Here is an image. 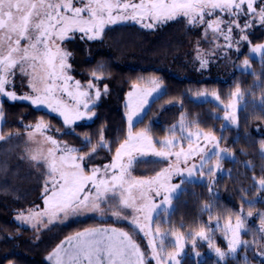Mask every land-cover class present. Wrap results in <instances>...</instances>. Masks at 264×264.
Masks as SVG:
<instances>
[{"label":"snow or ice","instance_id":"obj_1","mask_svg":"<svg viewBox=\"0 0 264 264\" xmlns=\"http://www.w3.org/2000/svg\"><path fill=\"white\" fill-rule=\"evenodd\" d=\"M180 18H184L189 26H203L206 40L208 30H211L209 42L222 36L228 49L235 44V51L240 53L243 44H250L252 31L257 26L264 27V0H0V96L12 102L30 101L37 107L45 106L62 117L65 125L85 118L90 120L95 116L92 106L101 98L102 92L96 89L93 95L82 90L80 81H74L73 90L69 83L73 77L67 74V69L71 67L67 63L70 53L62 49L57 41L74 39L76 33L82 34L81 39L94 41L101 37L106 26L123 21H133L144 29L155 30ZM249 51L261 54L264 62V44L253 45ZM198 59L201 68L207 65L208 61L199 53ZM243 64L247 68L249 61L245 59ZM16 76L29 79L34 95L18 96L14 91L6 90L14 87ZM93 76L100 79L95 73ZM149 83L152 87L148 89L138 88L134 84L136 91L127 94V139L116 149L113 162L103 166L102 174L98 166H93L90 174H86L85 165L81 163L86 158L73 155L77 151L75 148L66 145L59 148L56 140L49 137L61 154L57 157L50 149L48 156L38 161L46 166L51 177L44 188V210L40 211L37 206L28 215L20 214L17 217L29 223L37 218L39 223H43L45 217L48 223L57 218L68 222L88 212H100L102 204L112 203L115 208L112 214L117 219L128 221L132 228L143 233L148 238V244L141 245L134 232L123 229L88 228L68 236L52 250L47 259L54 264H149L150 259L155 260L156 264H168L169 260L180 264L176 259L179 252L167 257L162 255L163 239L159 246L155 242V235H161L159 228L155 229L154 235L150 226L153 216L162 206L171 205L185 176L193 177L196 172L203 176V169L212 159L216 161L215 169L219 170L222 153L227 150L219 148V141L214 135L199 132L188 133V149L180 147L179 151H174L178 145L175 137L159 141L161 149L157 150L146 131L134 135L133 117L139 115L144 105L149 103L148 97L162 90L159 80L152 79ZM39 84L43 87H39ZM87 88L91 90L95 85L89 82ZM107 91L105 85L103 94ZM232 95L238 96L239 89ZM215 98L219 99L218 96ZM235 107L230 103L226 109ZM223 119L235 125L236 112L226 110ZM36 127L40 128L41 125ZM201 136L206 143L213 145L212 148L206 149L199 144ZM103 140L101 136V146ZM133 151L141 157H158L160 161H170L174 157L175 163L169 162L168 167L149 179L128 180L125 176L133 164ZM261 151L264 152V142ZM95 152L94 147L92 153ZM125 155L129 157L126 164L121 162ZM196 156L200 164L187 167L188 161ZM32 159L37 158L33 156ZM181 163L186 166L184 169L180 167ZM109 169L112 170L111 176L108 175ZM207 172L212 174L213 168H207ZM173 176L180 177L181 183L172 184ZM259 186L264 188V179L259 180ZM134 189L138 195H133ZM153 196H162V200L156 203ZM124 209L132 210L130 220L128 215L123 214ZM136 214H143L144 224L140 223ZM259 215L261 231H264V213ZM32 226L36 228L37 224L33 223ZM244 228L239 216L235 228L230 223L225 226V232H232L229 241L231 252H235L241 243L249 246L248 242L238 238ZM198 235L211 240L203 230ZM180 239L177 237V247H180ZM145 248L150 249L151 255L143 250ZM216 253L221 258L225 255L218 248Z\"/></svg>","mask_w":264,"mask_h":264},{"label":"trees","instance_id":"obj_2","mask_svg":"<svg viewBox=\"0 0 264 264\" xmlns=\"http://www.w3.org/2000/svg\"><path fill=\"white\" fill-rule=\"evenodd\" d=\"M257 29L261 27L257 26L250 34L253 42L261 39L260 31L256 33ZM201 32L200 26H189L182 18L155 30H147L128 21L106 28L102 39L92 41L90 47L88 44H74L75 65L81 69L83 82L93 79L89 71L100 66V80L108 81L109 87L119 91L114 101L100 102L95 106V116L91 122L77 124L73 129L65 131L60 130L62 124L55 115L30 104L2 99L0 133L7 136L22 132L29 124L41 120L53 127L46 131L73 144L77 153L86 154L95 147L92 159H106L126 138V124L118 103L121 93L142 76L156 75L162 91L149 102L142 116L133 123L132 130H144L151 138L159 139L166 134L169 125L183 115L191 121L192 126L215 133L219 144L225 145L234 155L232 159L223 160L222 166L227 169V173L215 177L211 190L206 183H184L173 209L161 224L166 236L187 233L191 236V233L210 227L213 222L232 220L241 213H254L245 221V228L240 233L241 241L248 242V247L239 244L232 255L223 257V261L213 256H205L197 261L185 254L180 264H264V258L256 253L263 242L259 214L264 213V188L259 186V180L264 179V152L261 151L264 142V62L255 59L250 62L253 75L256 74L261 80L262 90L256 94L263 97V104L240 114L237 126L227 125L221 117L215 115L220 110L216 105L207 100L196 101L192 96L204 88L216 89L219 96L224 98L232 87H240L242 90L250 87L252 73L237 68L246 56V48L240 53L232 50L225 52L223 46L222 54H226L219 57L213 48L208 47L206 39H201ZM200 51L207 52V55H200L207 61L211 59L210 55L215 56L203 68L198 57L193 58ZM191 61L197 65H192ZM210 72L214 74L213 78L209 77L213 75ZM245 110L246 107L242 109L243 112ZM101 136L104 138L102 146ZM37 188L35 183L32 192L37 194ZM34 193H31L33 197ZM0 198L5 199V205L9 201L6 192L1 191ZM38 198L39 195L36 200ZM25 203L32 202H22L23 205ZM1 208L2 205L0 211L6 212L7 208ZM3 217H0V264H48L45 260L22 254L15 240L20 235L26 236L29 229L5 215ZM81 221L90 220L79 219L70 226ZM62 234L57 240L68 233ZM213 237L217 246L225 247L220 235L213 233Z\"/></svg>","mask_w":264,"mask_h":264},{"label":"rangeland","instance_id":"obj_3","mask_svg":"<svg viewBox=\"0 0 264 264\" xmlns=\"http://www.w3.org/2000/svg\"><path fill=\"white\" fill-rule=\"evenodd\" d=\"M138 2V0H136ZM223 16V14H221ZM185 20L184 18H182ZM128 21L119 22L120 23H126ZM135 23V22H134ZM115 24V25H117ZM114 25H108L106 28L111 27ZM197 27V26H196ZM105 28V30H106ZM201 28V39H205L204 32H203V26H200ZM257 28V27H256ZM255 28V29H256ZM255 29L252 31V33L255 31ZM260 31L261 39L257 42H253L250 39V44H243L242 49L246 48V56L244 59H242L241 63L237 65V68H239L241 71H250L252 73V81L250 87H248L245 90H242L240 87H235L229 89L226 93H228L224 98H221L219 94L217 93L216 89L212 90H206L204 88L200 89L199 92L194 94L192 97L196 101H211L214 105H216L220 110L219 112H215L216 116H219L223 119L225 115V111H235L236 112V124L238 123V116L240 114L246 113L251 108L259 107L263 104V97L259 94L262 88L260 86L261 80L259 77L256 76V74L253 75V72L251 71V61L255 59L257 62H262L261 54H253L249 51L250 47L257 44H264V27H261V29H257L256 33ZM104 32L101 34V37L96 41H99L102 39ZM82 34L76 33L74 39L65 40L63 42L57 41V43L60 44V47L67 52L70 53V56L68 58L67 63L71 65L69 69H67V74L73 77V80L70 81V85L72 86L73 90H75L74 81H80L81 89L85 91H89L91 94L94 95V92L96 89H99L102 92L101 98L96 101L95 105L92 106V111H95V106L99 104L100 102L104 101H110L113 102V98L116 96V93L119 91L116 89L114 90L112 87H109V82L102 81L100 79H96L93 76V73L96 74V77H100L98 75L101 74L102 68L100 66L94 67L91 71H89V74L93 77V79H90L88 81L83 82L82 79V73H80L81 69H77L76 67V54L74 51V44L81 43L82 45H87L90 47L92 41H88L86 38L81 39ZM199 35H197L198 37ZM211 30H208V40H206V44L208 43L209 48H213L215 54H219V57H222L224 54H222V47L226 49L225 52H229L230 50L235 51L236 45L233 44L231 49H228L226 47V41H224L223 37L220 36L219 38L212 40V42H209L211 40ZM24 42L22 41V45ZM201 47V46H200ZM241 49V50H242ZM201 54L207 55V52L200 51L196 52L194 55V59L198 57ZM211 53V52H210ZM212 54V53H211ZM215 56L212 54L210 55V60L208 61L207 65H209L210 62L213 61V58ZM247 59L249 61V65L247 68L244 66L243 61ZM192 63V61H191ZM194 63V64H193ZM192 65L196 66L197 63L193 61ZM206 65V66H207ZM196 72V71H195ZM212 73V72H210ZM213 74V73H212ZM211 78L214 77V74L209 76ZM156 79L159 80L158 76L156 75H144L142 76L139 81L129 85L127 88L124 89V91L121 93V99L118 102L120 105V109L122 110L123 117L126 124V130L128 131V123H127V113L129 109L126 107V104L128 102V93L130 91L134 92L136 89L133 88V85H137L138 88L148 89L151 88L152 85L149 83L150 80ZM91 82L95 85V88L89 90L87 88L88 83ZM107 85V93L103 94L104 86ZM39 87H43L42 84L38 85ZM162 89V85H161ZM237 89H239V95L233 96V93L237 92ZM6 90L14 91L18 96L21 95H34L32 92L30 86H29V79L28 78H22L20 76H16L14 78V87L7 88ZM162 91V90H161ZM231 92V93H230ZM250 92V93H249ZM161 93V92H160ZM201 93H204V95H201ZM230 93V94H229ZM218 96L219 99H216L215 96ZM158 94L153 93L152 96L148 97L149 102L155 98ZM7 100L10 101L8 98L0 96V100ZM12 102V101H11ZM26 104H30L34 108H40L45 110L46 112L55 115L60 121H61V128L60 130H71L73 127L77 124H87L91 122L92 119H83V120H77L71 125H65L63 123V118L59 117L58 114L52 113L50 109L46 108L45 106H39L31 104L30 101H20ZM235 104L234 109H226V106L229 104ZM149 104V103H148ZM148 104L144 105L143 109L140 110L139 115L133 117V123H135L143 114V112L146 110ZM118 105V106H119ZM246 107V110L243 112L242 109ZM1 111H0V122H1ZM224 120V119H223ZM227 125H233L229 121L224 120ZM40 124L41 127L37 128L36 126ZM48 128H53L48 123L37 120L31 124L28 125V128H26L22 132H16L11 135L3 136L0 133V137H3V139H0V192H6L7 196H9V201L7 204H4L5 199L0 198V206L2 205L3 208L6 209V212L0 211V217L4 219V215L7 216L10 220L14 221L15 223L28 228L29 233L22 237L23 235H20L21 237L16 238L15 242L19 247V250L24 254L25 256L33 259H40L45 260L48 264H54L53 261H50L47 259L49 254L52 252V250L59 245L62 241H64L68 236L74 235L78 231H83L84 229L93 228V227H99V228H118L123 229L125 231L134 232L136 235L137 241L141 244L146 246L148 244V238H145L143 236V233H140L138 229L132 228L128 221L117 219L112 214V211L115 210L114 205L112 203L109 204H102L101 208L102 211L92 213L88 212L87 214H82L74 219H71L68 222L63 221L62 219H53L51 223H48L47 217L44 218L43 223H39V218L37 220L32 221L31 223L21 221L17 219L20 214L28 215L31 213L34 209L39 206V210H44V204H43V197H44V188L46 185V182L51 180V177L48 175L47 168L42 163H38V161H41L44 157L48 156L49 150H53L54 154L59 157L61 154L57 150V146L59 148H63L65 145L70 148L76 147L60 138H57L50 134V132L46 131ZM133 134H137L140 132H145L144 130H132ZM203 133V134H211L214 135L217 139V135L213 132L204 131L201 129L196 128L195 126H192L191 121H188L185 119V117L180 115L174 122H172L169 127L167 128L166 134L159 138H151L156 149H161V144H159V141H164L166 139H173L174 137L178 140L177 147L174 148V151H179L180 147H183L185 150L188 149V133ZM149 136V135H148ZM49 137H51L52 140H56L57 146L52 145L51 140H49ZM150 137V136H149ZM127 139V132H126V138ZM125 139L120 143H124ZM193 140L195 141V137H193ZM119 144V145H120ZM199 144L206 149L212 148L211 143H206L203 139V136L200 137ZM117 146V148L119 147ZM116 148V149H117ZM220 149H226L227 151L225 153H222V160H221V168L219 170L215 169V159H212L211 162L206 165V167L203 169L204 175L201 176L199 172H196L193 177H187L185 176L184 182L181 185L180 189L174 194L172 198V203L170 206H162L157 213L153 216V222L150 225L153 229V233L155 235V229L158 227L159 232L161 235H155V242L157 246L160 245L161 239H163V253L165 257H167L169 254L177 253L179 252V255L176 257L177 260H181L182 256L185 254L190 255L195 260L199 261L205 256H213L216 259H219L220 261H223L224 259L219 257L216 253V249L218 248L221 252H223L225 255H232L234 252H231L229 249V241L232 239V232H225V226L229 223L232 225L233 228H235L237 217L232 220L222 221V222H211L212 225L210 227H205L202 230L205 232L206 236H209L211 240H206L200 238L198 233H191V236H188L190 233H187L186 235L183 234H175L173 236L167 237L165 230L161 228V224L163 221L166 220L168 214L171 212V210L174 207V202L176 197L181 194L182 188L184 187V183L186 182H201L206 183L209 186V189H212V184L216 176L219 174H225L227 173V169H225L222 166V162L225 159H232L234 155L230 150L226 148L225 145H220ZM113 154H111L106 159H92L93 155L95 153L88 152L86 154L83 153H73V155L76 156H84L86 159L84 162H81L85 165V172L86 174H90V169L93 166H98L101 168V174L103 173V166L106 164H110L113 162V158L115 156V151ZM92 154V155H91ZM35 156L37 159L33 160L32 157ZM133 164L130 169L127 170L125 178L128 180H134V179H149L156 175L157 172H159L161 169L166 168L169 166V162L175 163V158H170V161H160L158 157H154L152 155H148L145 157H141L139 153H136L133 151ZM129 157L125 155L122 158V163H127V160ZM183 160V158H181ZM192 164L199 165L200 159L198 156L191 158L188 163L187 167H190ZM180 167L184 169L186 166L181 163ZM212 167L213 173L208 174L207 168ZM112 170L109 169L108 175L111 176ZM118 174V173H117ZM100 175V174H98ZM34 178V181L32 180ZM37 183V194L32 192L34 184ZM172 184H179L181 183V178L178 176H173L171 180ZM50 187V184L48 185ZM90 187V185H89ZM125 187L127 188L128 185L125 184ZM34 193V196L31 194ZM39 195L38 199H42V202L35 203L36 202V196ZM133 195H138L136 190H133ZM3 198V195H1ZM154 199V202L159 203L162 200V196L160 197H152ZM29 200V202H32L30 204L25 203V205L22 204L23 201ZM4 204V205H3ZM123 214L129 216V220L131 219L132 210L131 209H124L122 210ZM7 213V214H5ZM139 216V220L141 224H144L143 214H136ZM254 216V213H252L251 216L248 215V213H241L239 217L243 220L244 224L245 221H247L249 218ZM79 219H88L90 221H81V223L75 224V226L70 224H73L72 222H75ZM36 223L37 227L33 228L32 224ZM76 225L81 227H76ZM261 225V223H260ZM63 230V234L61 231ZM65 230V231H64ZM244 230V229H243ZM242 230L240 231V233ZM68 233V234H66ZM213 233H217L220 235L224 242L225 247L221 248L215 244V238L213 237ZM239 233V240L241 241ZM66 234L64 237L60 238L59 235ZM177 237H180V247H177ZM211 245V246H210ZM239 245H237L238 247ZM30 248V250L26 248ZM148 251L149 255H151L150 249H143ZM196 253H199V255H196ZM256 253L259 257L264 258V231H263V242L261 246L256 250ZM40 254V256H38ZM6 264H13L11 262H7ZM149 264H156L155 260H149ZM168 264H175L174 261L169 260Z\"/></svg>","mask_w":264,"mask_h":264},{"label":"crops","instance_id":"obj_4","mask_svg":"<svg viewBox=\"0 0 264 264\" xmlns=\"http://www.w3.org/2000/svg\"><path fill=\"white\" fill-rule=\"evenodd\" d=\"M39 202H42V199H38V200H36L35 203H39Z\"/></svg>","mask_w":264,"mask_h":264}]
</instances>
